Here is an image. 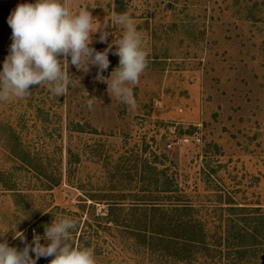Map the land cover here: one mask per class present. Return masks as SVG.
Returning a JSON list of instances; mask_svg holds the SVG:
<instances>
[{
	"label": "rangeland",
	"instance_id": "rangeland-1",
	"mask_svg": "<svg viewBox=\"0 0 264 264\" xmlns=\"http://www.w3.org/2000/svg\"><path fill=\"white\" fill-rule=\"evenodd\" d=\"M30 2L0 0V70L7 18ZM85 5L101 23L128 14L143 35L148 66L132 86L135 106L111 99L96 66L85 74L71 65L64 96L30 86L26 98L0 102V238L15 244L20 231L31 243L38 218L70 216L73 241L92 247L97 264H264V247L240 260L231 250L220 258L213 244L220 207L264 213V0H69L73 11ZM108 31L107 43L94 36L97 51L123 34ZM114 52L105 77L119 64ZM114 202L192 206L155 219L208 247L172 244L129 214L112 216L127 227L105 229L98 218Z\"/></svg>",
	"mask_w": 264,
	"mask_h": 264
},
{
	"label": "clouds",
	"instance_id": "clouds-1",
	"mask_svg": "<svg viewBox=\"0 0 264 264\" xmlns=\"http://www.w3.org/2000/svg\"><path fill=\"white\" fill-rule=\"evenodd\" d=\"M7 23L12 29V43L0 70V102L26 98L30 86L45 85L52 95L64 96L73 86L71 65L85 74L90 66H96V80L107 85L111 99L135 106L132 86L138 84L148 66V53L142 33L128 14H114L111 22L104 19L101 23L86 5L73 11L69 0H34L18 4ZM116 27L123 29L120 39L115 37L103 51L92 47L97 33L99 42L107 43L110 35L115 36L108 29ZM113 47L119 64L105 77L102 73L109 68L108 55ZM77 229V220L62 216L44 225L43 236L34 233L31 243L18 231L14 238L24 243L22 250L0 238V264H37L41 257H52L49 264H97L92 247L73 243ZM42 239L46 243L42 244Z\"/></svg>",
	"mask_w": 264,
	"mask_h": 264
},
{
	"label": "trees",
	"instance_id": "trees-1",
	"mask_svg": "<svg viewBox=\"0 0 264 264\" xmlns=\"http://www.w3.org/2000/svg\"><path fill=\"white\" fill-rule=\"evenodd\" d=\"M169 192V191H165ZM93 201V200H92ZM164 205H158V204H148V205H139V204H129V205H123L121 203L114 202L110 204V209L107 217H102L98 219L106 220L105 221V229H108L110 231H117L120 228H125L122 221H116L114 217L112 216L114 214L119 213V216L127 214L130 215L132 220H135L137 223H142L144 221V224H149L154 228H159L157 231H161V236L165 238L166 240H169L168 242H172V244L177 245V243L182 241V245L184 246H190L194 248H199L203 245V248L208 247V243H200L199 241H194V239H187L185 237H177L173 233L170 235L171 231H168L170 229H167L169 232L166 233V229H162L161 223H159L158 219H155V214L157 213H173V212H181V211H187L191 210L192 206L187 205H172L169 207H166ZM222 212H226V217L224 218L223 225H220L221 231L219 234V240L218 242H214V246H216V249L219 250L218 255H220V258L226 257L223 255L224 252L231 250L234 251V254H238V259L241 260L242 256L246 253L253 252L254 254L257 252V249L261 246L264 247V213H262V210L260 207H247V206H239L234 205L232 203H228L226 207H220ZM224 208V209H223ZM258 212V216L256 214ZM49 215H44L41 218H38L35 222V229L31 228L30 232L43 236L44 234V225L49 220ZM138 220V221H137ZM203 227V226H202ZM140 227H131V232L136 231ZM172 228V227H170ZM202 229V228H201ZM204 229V228H203ZM156 230V229H155ZM195 230V228H193ZM166 233V234H164ZM45 242L43 239L41 242ZM223 241V248H221V242ZM42 242V243H43ZM22 241L19 239H16L15 244H10V246L16 247L18 250L23 249ZM75 244V242L73 241ZM31 255L34 256V253H31ZM217 255V254H216ZM241 257V258H240Z\"/></svg>",
	"mask_w": 264,
	"mask_h": 264
},
{
	"label": "built area",
	"instance_id": "built-area-1",
	"mask_svg": "<svg viewBox=\"0 0 264 264\" xmlns=\"http://www.w3.org/2000/svg\"><path fill=\"white\" fill-rule=\"evenodd\" d=\"M181 112H182V110H181Z\"/></svg>",
	"mask_w": 264,
	"mask_h": 264
}]
</instances>
